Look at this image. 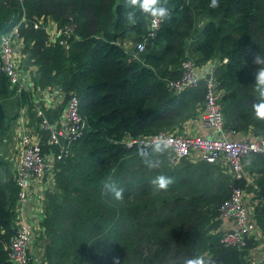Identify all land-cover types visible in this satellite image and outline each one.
<instances>
[{"label": "trees", "instance_id": "obj_1", "mask_svg": "<svg viewBox=\"0 0 264 264\" xmlns=\"http://www.w3.org/2000/svg\"><path fill=\"white\" fill-rule=\"evenodd\" d=\"M210 2L168 0L171 19L142 51L127 53L121 42L140 41L149 19L137 13L135 24L125 23V0H0V35L21 19L26 24L18 29V66L32 84V92L25 86L16 91L0 71V145L17 119L16 112L7 114L5 101L25 105L26 123L34 126L37 109L56 123L73 97L84 123L70 155L56 164L52 188L43 193L33 240L40 254L27 264H185L201 255L206 264H254L252 253L260 243L259 264H264L263 156L248 155L246 183L219 164L181 160L171 167L168 149L157 154L153 146L123 144L124 138L180 130L203 109L201 80L177 94L165 88L166 79L179 76L185 58L197 66L216 62L212 77L222 129L264 140V121L252 110L258 97L251 75L253 57L264 56V0H219L214 9ZM38 17L57 28L72 27L65 46L48 42L42 28L30 26ZM52 88L60 91V103L35 105L34 94ZM150 159L159 166L148 167ZM158 175L173 180L166 192L151 183ZM106 183L122 188L124 199L115 201ZM229 186L244 188L255 201L250 209L260 241L255 232L240 249L219 243L218 207ZM16 195L13 173L0 156V264H9Z\"/></svg>", "mask_w": 264, "mask_h": 264}, {"label": "built area", "instance_id": "obj_2", "mask_svg": "<svg viewBox=\"0 0 264 264\" xmlns=\"http://www.w3.org/2000/svg\"><path fill=\"white\" fill-rule=\"evenodd\" d=\"M22 22L23 19L13 25L8 32L0 35V71L7 77L9 85L15 87L16 90L24 87L14 58L15 48L21 47L19 26H26ZM48 24L52 26L47 31L45 25ZM30 26L33 29L42 28L47 35L48 42L53 43L57 40L61 46H65L72 35V27L57 28L49 18H33ZM156 29L151 26L149 19L145 36L134 43L133 50L142 51L140 46L144 48L145 41L155 36ZM211 63H214L213 66L216 64V62ZM200 80L204 84L205 92L204 107L198 117L205 127L218 134L216 137L159 131L147 136L124 138L123 144L126 147L137 146L141 149L150 148L155 143L166 144L169 151L167 162L171 167L184 159L219 164L232 179L244 180L243 167L247 163L245 157L250 154H259L264 157V140L260 137L233 140L226 136L229 131L222 129L223 118L218 104V93L209 65L197 66L192 60L183 59L179 66V76L166 79L165 88L170 93L177 94L185 88L195 86ZM50 90L55 95H52ZM45 93L48 94V99L52 101L53 97H57L60 103L61 93L57 88L46 90ZM35 114L39 121L32 128V136L22 131L17 140L14 179L17 187L15 204L17 215L20 206L34 197L38 187L40 191L52 188L56 164L70 155V146L81 136L84 127L73 97L67 99L63 113L56 123H50L38 109ZM41 133L45 134L42 136ZM229 187L228 197L218 207L219 218L229 221V226L221 231L219 243L223 247L240 249L245 246L246 240L254 235L257 227L245 204L244 188ZM17 215L15 217L16 232L6 247L7 261L9 264H27L28 248L34 240L36 226L23 219H17Z\"/></svg>", "mask_w": 264, "mask_h": 264}, {"label": "clouds", "instance_id": "obj_3", "mask_svg": "<svg viewBox=\"0 0 264 264\" xmlns=\"http://www.w3.org/2000/svg\"><path fill=\"white\" fill-rule=\"evenodd\" d=\"M168 0H125L124 11L122 13L123 20L127 24H135L137 13L150 19L151 26L158 28L161 24L171 19V13L167 7ZM209 7H219V0H211ZM141 50L143 46L141 45ZM254 70L251 72L254 83V91L257 94L258 102L252 104V110L257 119L264 121V56L255 55L251 61ZM168 145L155 143L153 151L157 154L163 153ZM148 167H158L159 161L150 159L147 161ZM152 185L157 191L166 192L173 183L172 178L165 175H158L152 181ZM105 188L111 193L115 201L124 199V190L116 186L115 183H106ZM185 264H206L203 255L189 258Z\"/></svg>", "mask_w": 264, "mask_h": 264}, {"label": "crops", "instance_id": "obj_4", "mask_svg": "<svg viewBox=\"0 0 264 264\" xmlns=\"http://www.w3.org/2000/svg\"><path fill=\"white\" fill-rule=\"evenodd\" d=\"M16 52L18 50V47L15 48ZM15 58V57H14ZM214 63H209L206 65H209V67L212 69L214 66L212 65ZM27 89L31 86V82L30 80H27ZM47 89H44L42 91L36 92L33 96V101L35 103V105L38 103H42L43 105L45 104L46 107H53L55 105L58 104V98L57 97H53L52 101L51 99H48L47 96L48 94H46ZM52 92V90H50ZM52 95H55L52 92ZM5 106H8V109L11 111V114H13L15 112V110L19 111V117L16 119L15 123H14V127L12 129V131L10 132L9 136L6 138V141H10L12 140L14 142L15 138L18 136V133L23 129V127L27 124L26 122V115L24 116L23 114H21L22 109L18 108V102L15 100H10V101H6L4 102ZM25 114V112H23ZM17 114V113H16ZM199 115V114H198ZM172 131L177 132L179 134H183V135H197V136H204V137H216L218 134L213 131L210 128L205 127L201 121L198 119V116L185 121L180 130L177 129H173ZM12 133V136H11ZM14 136V138H13ZM228 138L233 139V140H242V139H249L251 138V133L250 132H236V133H232V132H227L226 135ZM3 142V143H4ZM187 162L190 163H195L196 161L194 160H189V159H184ZM245 172V171H244ZM245 179H246V183H249L251 180V177L245 172ZM244 193H245V204L248 207V211L252 214L251 212V207L250 204H255V201L252 200V195L250 193H248L245 189ZM37 192H41L40 188L38 187L34 193V197H32L31 199H29L28 201H26L25 203H23L19 210H18V217L20 219H23L25 221L30 222L32 225L37 226V223L40 219L41 216V210H42V203L39 204V200H40V194ZM18 219V218H17ZM221 224L219 229L221 231H223L224 229H226L229 225L228 221H226L225 219H221ZM256 238H258V241H260V235H259V231L255 234ZM262 244L260 243L256 249L254 250V252L252 253L253 256V263L254 264H259L261 259H262V253L261 252V248H262ZM31 247V246H30ZM29 247V248H30ZM37 249V250H36ZM37 251L40 253V250L38 248H33L30 249L29 251V259H36V257H38ZM33 254V255H32Z\"/></svg>", "mask_w": 264, "mask_h": 264}, {"label": "rangeland", "instance_id": "obj_5", "mask_svg": "<svg viewBox=\"0 0 264 264\" xmlns=\"http://www.w3.org/2000/svg\"><path fill=\"white\" fill-rule=\"evenodd\" d=\"M51 26H52L51 24H48L47 26L45 25V29L48 31L49 28H51ZM133 45H134V41L132 40V37H128L123 42H121V46H122L123 50L125 52H127V53L133 52ZM14 57H15V66L19 67L18 65L20 64V62H19L20 55L18 53V50L16 52V49L14 50ZM18 69L20 70V78H21V81H22L23 85L27 88V86H26L27 85V80H30V77L28 76V74L26 72L22 71V69H20V67ZM28 90H29V92H32V84L28 88ZM16 91H19V90H16ZM3 105H5L4 102H3ZM23 107L26 108L25 105H23ZM23 107L22 108H19V109H22L21 114H23L25 116V114L23 113L24 112V108ZM5 108H6L7 114L10 115L11 114V111L8 109V106L7 105L5 106ZM15 112L17 113L16 115H17V118H18L19 117V111L15 110ZM201 112H202V110H200L198 114L200 115ZM198 114H197V116H199ZM198 119H199V117H198ZM14 123H15V120L12 123L13 127H14ZM36 125L37 124H34V126H32V123L30 125L26 124L23 127V129L18 133V135L23 131V132L29 133L32 136V128L35 127ZM11 136H12V133H11ZM18 137L19 136H17L15 138L14 142L12 140H10V141L4 142V143H2L0 145V156H2L3 159H5L6 162L8 163L9 169L13 173L14 179H15V168H16V160H17V140H18ZM13 138H14V136H13ZM254 138H258V137H253L251 135V138H249V139H254ZM247 159H248V156L245 157V160H247ZM245 165H247V164H244V166ZM37 193H39L40 196H41L40 197V200H39V204H41L43 202V193H44V191L37 192ZM15 211H16V209H15ZM16 215H17V213L15 212V217H16ZM17 218L20 219L18 217V215H17ZM228 223H229V221H228ZM256 232H258V228H257ZM38 246H39V243H36V242L34 243L33 242L31 244L30 249L39 248ZM30 249H29V251H30ZM29 251H28V255H29ZM37 253H39V252L37 251ZM39 254H38V256H39ZM252 259H253V256H252Z\"/></svg>", "mask_w": 264, "mask_h": 264}]
</instances>
